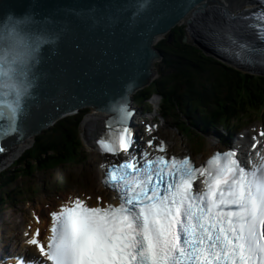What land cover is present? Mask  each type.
<instances>
[{"label": "snow or ice", "instance_id": "1", "mask_svg": "<svg viewBox=\"0 0 264 264\" xmlns=\"http://www.w3.org/2000/svg\"><path fill=\"white\" fill-rule=\"evenodd\" d=\"M245 18L259 22L249 28L264 42V8ZM33 83L14 58L0 54V137L18 130ZM111 111L110 131L97 144L125 154L118 164H101L102 183L119 203L89 207L76 198L51 211L47 243L37 238L39 229L28 241L43 258L32 264H264V156L248 168L228 150L194 167L187 155L168 156L163 141L155 154L137 156L130 151L132 111L126 102ZM113 123L121 127L112 129ZM197 175L204 177L203 191L193 188Z\"/></svg>", "mask_w": 264, "mask_h": 264}, {"label": "water", "instance_id": "2", "mask_svg": "<svg viewBox=\"0 0 264 264\" xmlns=\"http://www.w3.org/2000/svg\"><path fill=\"white\" fill-rule=\"evenodd\" d=\"M204 1L0 0V17L9 11L30 12L36 26L55 38L42 49L18 130H6L4 139L10 145L21 142L86 106L108 113L121 102H130V94L148 86L158 74L160 65L155 63L162 54L156 43L166 34L171 38L170 30L189 12H204ZM145 2L147 6L138 11ZM181 40L213 58L210 49L215 53L223 49L215 38L209 40L210 49L185 34ZM263 57L260 52L255 59L264 64Z\"/></svg>", "mask_w": 264, "mask_h": 264}, {"label": "trees", "instance_id": "3", "mask_svg": "<svg viewBox=\"0 0 264 264\" xmlns=\"http://www.w3.org/2000/svg\"><path fill=\"white\" fill-rule=\"evenodd\" d=\"M170 32L171 38L166 35L156 43L162 54V68L150 85L137 92V103L150 105V96L158 94L163 115L172 116L185 133L187 129L197 132L198 128L206 132L217 126L221 118L227 122L248 107L264 108V75L231 67L198 46L183 42L182 26L176 25ZM82 117L66 116L49 128L51 132L38 134L33 144L13 162V169L0 174V192L20 175L29 177L35 170L53 168L78 158ZM3 201L0 196V206Z\"/></svg>", "mask_w": 264, "mask_h": 264}, {"label": "rangeland", "instance_id": "4", "mask_svg": "<svg viewBox=\"0 0 264 264\" xmlns=\"http://www.w3.org/2000/svg\"><path fill=\"white\" fill-rule=\"evenodd\" d=\"M240 7H242L241 12H243L244 10L251 8L252 5L248 3H242V6ZM220 12L224 14V11H220ZM227 22H229L228 19ZM229 23L232 24L231 22ZM240 25L244 26L243 23H240ZM179 26L184 27L185 30L184 34L186 35L187 26L183 23L179 24ZM237 45H239V43ZM136 94L137 92L135 94L133 93L134 102L139 107L143 108L145 111H147L146 109L147 106H149V108L152 106L153 109L150 110V112L152 111L151 114L158 116L157 117L158 123L160 122L163 125V133L164 132L167 133L169 138H172V140L174 139L176 140V142H178L176 147H180L179 141L180 142L184 141V143L188 147V150H190L192 153H196L197 151L202 150V146L204 143H206L207 140H204L201 135L196 134L195 132H189L190 129H187L186 133L183 134L175 128V124L177 125V123L172 118V116L170 115H166L164 117L160 116L161 113L160 99L157 100L158 98H152L153 102H155L154 100L157 101L156 104L150 102V99H149L150 105L139 104L135 101ZM88 111H91V109L85 107L78 110L77 114L75 113L74 115V117L83 115L82 121L79 125L81 138H83L81 125L84 122V119ZM244 113H245L244 117L242 118L241 121H239V126H241L239 132H243L245 128L249 127L250 123L260 124L261 120L264 119V110L261 111L259 110V108L251 109L250 107H248ZM224 121L225 120L222 119L220 123H223ZM232 127L233 126L229 128ZM219 129H220L219 132L223 134L225 133V131L221 127ZM43 131L51 132L49 128H46ZM206 137L209 138L208 136ZM34 141L30 140L25 144H22L18 149L12 151L11 152L12 154L10 153V155H8L5 158L6 161L4 160L3 162L0 163L1 164L0 174L12 170L15 162L13 164H9V162L12 161L13 158L19 156L22 151L28 149ZM95 162H96V157L93 156V153H91L90 148L85 143H83L79 148V157L76 158L75 160L71 162H67L66 164L55 166L53 168L35 170L32 173V175L29 177L28 176L24 177L20 175L14 181L7 183L4 186V189L1 190L0 192V196L3 198L4 201L7 202L6 203L3 201L2 205L0 206L1 208L0 209V252L7 251V249H12L16 247L17 243L9 246L7 245V242L12 239V236H17V235L22 236V232L24 228L21 227L20 232L18 228H16L14 231V228H12L13 226L11 225L12 222H15L16 220L22 217V214L20 215L16 214L17 211H21V212L28 211L30 208H33L31 207L32 205H34L33 202L36 201L42 202L43 197L45 198H49L52 196L57 197L63 194L64 191L69 190L72 187H77V188L86 187L88 190H94L98 183V178H97L98 170ZM20 191L24 193L22 194ZM10 197L13 198L11 202H10ZM25 198H30L31 200L26 201ZM30 203L31 205L28 206ZM15 215L17 219L15 218ZM17 223L15 225H17Z\"/></svg>", "mask_w": 264, "mask_h": 264}, {"label": "bare ground", "instance_id": "5", "mask_svg": "<svg viewBox=\"0 0 264 264\" xmlns=\"http://www.w3.org/2000/svg\"><path fill=\"white\" fill-rule=\"evenodd\" d=\"M235 2V3H233ZM242 3H248V4H253V2L251 0H205L203 7H205L204 12H197V13H192L189 12L184 18H182L179 22V24H185L187 26L186 29V36L189 40L195 41L197 43H200L202 45H204L206 47V49H210L211 44L209 43V40L212 38L218 39L221 42L222 45V50H220L219 52L215 53L213 52L212 49H210L211 53L216 57L219 58L221 60H224L225 62L231 64V65H235L234 61L231 60V58L227 55L226 51H231L232 49H236V45L237 43H239L238 47H239V51H240V44L242 43H247V45H251L252 41H253V37L251 36L250 32L245 28V26H241V17L246 14V10H244L243 12H241V8L240 6H242ZM220 11H224V14L221 13ZM226 12V13H225ZM231 13V15L233 14L234 17H230L229 14ZM227 19L229 22H231L232 24H230L229 22H227ZM188 30V32H187ZM189 34V37H188ZM229 40V41H228ZM227 41V42H226ZM233 41H235V44L233 43ZM226 49V51H225ZM264 60V57L261 58ZM256 61L259 60V58L255 59ZM243 66H252V68H248V71L251 72H263L264 73V64H261L260 62H256V64L253 65H247V64H242ZM137 92V91H136ZM135 92V93H136ZM134 93V94H135ZM129 100L130 102L127 103V105L130 108V105L135 109V112L137 111L138 107L134 104V98H133V94H130L129 96ZM152 101V99H151ZM155 102L153 103H157L156 100H154ZM88 108L91 109V111H88L86 114V117L84 119V122L81 125V130H82V136L84 137L85 141L92 146L91 141H92V136L93 134L96 132V130L101 129L98 125L102 123V119H104V117H106V115H108L107 112H102V111H95V108L93 107H89L86 106ZM153 115V114H152ZM134 116V114H133ZM147 116L149 118H151V114L148 113ZM143 120L142 117H139V122H141ZM163 120V119H161ZM164 124V121H163ZM262 122L260 124H253L251 126H249L248 128V132H246V135L248 136L249 133H252L254 130V127L256 126V128H258L259 125H261ZM161 127V128H160ZM162 130H160V129ZM152 134H157L158 136L162 137L165 141L168 142L169 144V148L174 149L175 146H177L178 142H176V140H172V138H169L167 133H163V125L159 122L156 125L155 130L151 131ZM245 137V135H244ZM34 141L35 137L33 135L28 136L25 140L21 139L19 141L21 142H17L15 144H12L9 146V150L6 152V154H4V156L0 157V163L3 162L5 160V158L10 155V153L16 149H18L22 144H25L28 141ZM218 141L219 138L218 137H209L208 141H207V148L209 151L213 150V149H217L219 148V146L214 142V141ZM180 147H176V151L182 150L188 151V147L187 145L184 143V141L180 142ZM93 147V146H92ZM91 148V147H90ZM94 148V147H93ZM239 149H243L242 145L238 146ZM27 150V149H26ZM25 150V151H26ZM91 150V153H93V156L96 157V167L98 170L97 173V178H98V184L95 187V190H86V194H89L92 196V198L94 199L93 194L95 193H99V194H103L102 192V186L99 183L100 177H101V171L102 169H100L99 167V163L101 158H103L104 160L107 159V157H101L97 151L95 150ZM22 151L20 153V155L25 152ZM12 154V153H11ZM19 155V156H20ZM19 156H17L16 158H18ZM202 156H197V159H200ZM16 158H13L16 159ZM6 161V160H5ZM11 162V161H10ZM1 165V164H0ZM73 192H68L70 193L71 196H75V195H80V193H77L78 191H80V189H77L75 187H72L70 189ZM83 192V191H81ZM67 195H65L66 197ZM55 196H52L51 198H54ZM60 198L63 199L62 194L60 195ZM48 201V200H47ZM59 203V201H52L50 202H44V206L38 210L39 208L37 207L38 203L34 202V205H32L31 207L35 208L37 207L38 210V214L40 215V217H47V214L50 210L52 209H56V206ZM31 204H29L30 206ZM51 205H53V208H51ZM26 218L30 219V213H26ZM28 223L34 225V226H39L41 228V233H45V228L47 226V224L49 222H46L45 219H42L39 223L34 222L33 220L29 221ZM22 221H19L16 225V227L19 229V232L21 230V225ZM18 234V232H17ZM19 240L21 241L24 237L22 236H13V238L11 240H9L7 242V245H13L15 244L17 241ZM23 246H20V250H23Z\"/></svg>", "mask_w": 264, "mask_h": 264}, {"label": "clouds", "instance_id": "6", "mask_svg": "<svg viewBox=\"0 0 264 264\" xmlns=\"http://www.w3.org/2000/svg\"><path fill=\"white\" fill-rule=\"evenodd\" d=\"M50 42L55 43V38L36 26L34 14L9 11L0 17V54L14 58L24 78L32 79L40 63L42 49Z\"/></svg>", "mask_w": 264, "mask_h": 264}]
</instances>
